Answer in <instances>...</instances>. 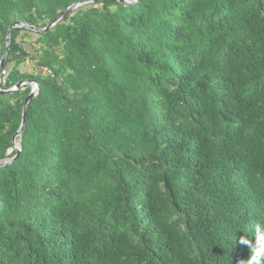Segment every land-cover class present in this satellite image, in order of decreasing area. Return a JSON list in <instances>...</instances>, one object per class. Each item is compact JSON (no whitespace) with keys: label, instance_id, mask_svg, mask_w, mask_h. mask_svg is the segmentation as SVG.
I'll list each match as a JSON object with an SVG mask.
<instances>
[{"label":"trees","instance_id":"trees-1","mask_svg":"<svg viewBox=\"0 0 264 264\" xmlns=\"http://www.w3.org/2000/svg\"><path fill=\"white\" fill-rule=\"evenodd\" d=\"M80 1L0 0V58L12 23ZM22 80L39 90L0 166V264H246L264 224V0L85 2L12 28L0 86ZM30 89L0 92V160Z\"/></svg>","mask_w":264,"mask_h":264},{"label":"water","instance_id":"water-1","mask_svg":"<svg viewBox=\"0 0 264 264\" xmlns=\"http://www.w3.org/2000/svg\"><path fill=\"white\" fill-rule=\"evenodd\" d=\"M90 1H92V0H83V1L76 2V3H73V4L69 5V6H67L52 21H50L43 28H39V27H36V26L28 25V24H25V23H22V22H14V23H12L8 27L7 36H6V47H5V50L3 52V55L0 58V75H1V72H2L3 64L5 62V58L7 56L8 51H9L10 34H11V30H12V28L14 26H17V27L25 26L26 28H30V29L35 30V31H46L47 29H49L50 27L55 25L58 21H60L62 18H64L65 15H67L71 11H73L75 8H77L78 6H80L81 4H83L85 2H90ZM119 1L121 3H124V4H133V3L137 2L138 0H119ZM0 83H1V81H0ZM23 85H29L31 89H30V92H29L28 96L25 98V101H24V104H23L22 121H21L20 128H19L18 132L13 136L14 149H15L16 153L11 158L0 160V166L6 165L8 163H11L12 161H14L18 157L19 152H20V146H19V143L15 141V139L23 131V128H24V125H25V119H26V115H27L28 102H29L30 99H32L33 97H35L37 95L38 90H39L38 83L36 81H34V80H22V81L18 82L15 86H13L12 88H9V89H2L1 86H0V92L1 93H8V92L17 91Z\"/></svg>","mask_w":264,"mask_h":264},{"label":"clouds","instance_id":"clouds-1","mask_svg":"<svg viewBox=\"0 0 264 264\" xmlns=\"http://www.w3.org/2000/svg\"><path fill=\"white\" fill-rule=\"evenodd\" d=\"M255 244L251 245L250 240L244 238L241 242L249 244L252 249V254L246 260V264H264V224L256 226Z\"/></svg>","mask_w":264,"mask_h":264},{"label":"rangeland","instance_id":"rangeland-1","mask_svg":"<svg viewBox=\"0 0 264 264\" xmlns=\"http://www.w3.org/2000/svg\"><path fill=\"white\" fill-rule=\"evenodd\" d=\"M23 69H25V70H31V65L30 64H26V66H24Z\"/></svg>","mask_w":264,"mask_h":264},{"label":"built area","instance_id":"built-area-1","mask_svg":"<svg viewBox=\"0 0 264 264\" xmlns=\"http://www.w3.org/2000/svg\"><path fill=\"white\" fill-rule=\"evenodd\" d=\"M3 73H5V71H4ZM5 75H6V74H5ZM3 82H4V79H3Z\"/></svg>","mask_w":264,"mask_h":264}]
</instances>
